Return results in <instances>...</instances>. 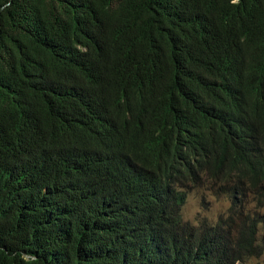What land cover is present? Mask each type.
I'll return each instance as SVG.
<instances>
[{
	"label": "trees",
	"instance_id": "trees-1",
	"mask_svg": "<svg viewBox=\"0 0 264 264\" xmlns=\"http://www.w3.org/2000/svg\"><path fill=\"white\" fill-rule=\"evenodd\" d=\"M202 187L264 201V0H0V264L263 256Z\"/></svg>",
	"mask_w": 264,
	"mask_h": 264
},
{
	"label": "rangeland",
	"instance_id": "rangeland-1",
	"mask_svg": "<svg viewBox=\"0 0 264 264\" xmlns=\"http://www.w3.org/2000/svg\"><path fill=\"white\" fill-rule=\"evenodd\" d=\"M236 204L237 206L233 209L235 213L233 227H237L241 222L252 217H261L264 214V201L258 200L253 194L237 198ZM194 205L198 206L201 211L189 218L190 210ZM231 208L232 204L227 196L215 194L207 187L196 188L189 193L183 206V217L194 224L202 221L214 223L221 215L227 217ZM253 264H264V255L254 258Z\"/></svg>",
	"mask_w": 264,
	"mask_h": 264
},
{
	"label": "clouds",
	"instance_id": "clouds-1",
	"mask_svg": "<svg viewBox=\"0 0 264 264\" xmlns=\"http://www.w3.org/2000/svg\"><path fill=\"white\" fill-rule=\"evenodd\" d=\"M250 194H252V193H250ZM249 195V194H248ZM254 195V194H253ZM255 196V195H254ZM256 197V196H255ZM239 198V197H238ZM230 200V199H229ZM237 200V199H236ZM235 200V201H236ZM231 201V200H230ZM231 204H232V202H231ZM236 206H234V205H232V208H231V211H230V214L227 216V217H224L223 216V218H225V219H228V220H230V223L233 221V219H234V215H235V213H234V211H233V209L235 208ZM199 211H201V209L198 207V206H193L192 207V209L190 210V216H189V218H191L192 216H194L195 215V213L196 212H199ZM193 222H195V221H193ZM236 264H241V261L240 260H237L236 261ZM245 264H253V259L252 258H248L247 260H246V262H245Z\"/></svg>",
	"mask_w": 264,
	"mask_h": 264
}]
</instances>
